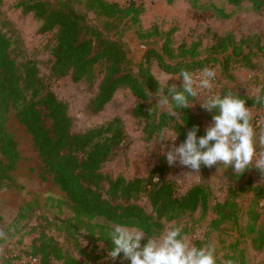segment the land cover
Segmentation results:
<instances>
[{
    "label": "rangeland",
    "instance_id": "obj_1",
    "mask_svg": "<svg viewBox=\"0 0 264 264\" xmlns=\"http://www.w3.org/2000/svg\"><path fill=\"white\" fill-rule=\"evenodd\" d=\"M28 1L2 0L0 7V31L10 38L16 62L33 61L36 64L39 76L45 79L55 97L67 104L73 133L85 132L115 118L122 122L124 142L115 156L102 166L101 172L112 178L121 175L132 179L147 176L154 166L163 164L168 170V178L175 182L178 194H184L194 185L205 183L212 192L210 210L204 215L197 211L174 221L163 220V229L159 235L168 227L179 226L182 227L181 234L196 247L215 245L216 264H223L229 259L235 264H264V177L260 171L251 167L243 174L235 175L231 166L225 169L221 164L208 168L207 175L201 172L199 175H190L185 172L191 170L178 163L169 166L162 154L169 148L162 149V142L156 141L158 137L148 142L144 140V123L135 117L137 100L127 88L118 89L99 113L91 114L87 104L97 93L105 65L94 67L93 83L86 80L75 83L70 75L61 78L52 76L50 69L53 58L50 49L54 44V32L40 33V23L33 14L22 12L18 4ZM47 1L57 7L68 6L82 14L86 13L84 0ZM105 1L116 2L123 7L130 2ZM135 4L142 8L138 22L133 24L128 16L112 24L107 32L110 38L122 44L132 63L133 73L137 72L147 50L162 53L165 36L170 32V47L175 58L170 60L164 57L166 63L181 60L190 62L188 57L181 58V49L193 50L192 60L200 62L197 67L199 70L207 67L216 71L218 89L215 92L220 95L241 93L255 97V88L264 86V9L255 10L248 1H243L239 7H232L225 0H177L171 4L165 0H135ZM220 12L229 17H222ZM87 15L89 21L98 23L91 13ZM216 36L231 39L233 43L227 52H214ZM233 49L238 55L233 54ZM150 72L159 87H164L165 83L179 87L181 83L174 79L177 75L164 73L154 60L151 61ZM199 72H194V76ZM260 94L264 95V92ZM206 96L207 92L201 93L190 102L195 104L190 109L201 119L204 131L213 116V113L199 105ZM155 103L156 97L153 96L149 104L158 111H167ZM250 111L256 133V151L259 153L264 151V145L259 144V136L264 132V114L254 108H250ZM7 127L17 145L20 159L12 172L17 187L0 188V232L3 233L0 236V264H37L31 252L40 232L54 238L64 250L81 262L88 258L80 255V251L93 250V256L99 259L95 262L87 260L85 264H130L129 260L123 259V254L115 260L111 259L102 243L96 244L99 249H92L83 230L74 240L70 238L64 241L63 233L58 231V221L71 214L67 199L52 183L31 136L13 115H9ZM175 135L166 129L162 134L165 137L164 143L170 144ZM173 144L178 146L180 142L176 138ZM226 200L235 204L233 215L219 221L212 207ZM138 204L147 213H151L146 198H141ZM95 221L104 223L101 219ZM110 227L114 228L113 225ZM140 243L143 247L147 237ZM51 264L62 263L52 260Z\"/></svg>",
    "mask_w": 264,
    "mask_h": 264
},
{
    "label": "trees",
    "instance_id": "obj_2",
    "mask_svg": "<svg viewBox=\"0 0 264 264\" xmlns=\"http://www.w3.org/2000/svg\"><path fill=\"white\" fill-rule=\"evenodd\" d=\"M165 1L171 4L177 0ZM225 1L232 7H239L243 1H248L253 9H264V0ZM1 3L2 0L0 7ZM18 7L24 14H33L40 23V33L54 32V44L50 49L53 58L50 69L52 76L61 78L70 75L75 83L83 80L93 83L94 67L105 65L97 93L87 104L91 114L99 113L118 89L127 88L137 100L135 117L144 123L142 133L145 141L161 136L166 129L174 132L180 143L193 126H198V138L205 134L201 119L190 107L176 109L180 116L174 117L149 104L154 95L148 97V91L154 94L159 88L150 72L151 61H156L167 74L178 75L181 69L197 73L201 71L197 68L200 62L192 60L194 51L183 50L181 45V58L188 57L191 61L166 63L164 57L170 60L175 58L170 47L169 32L165 36L162 53L147 50L137 72L133 73L132 63L122 44L107 35L108 28L125 17L130 16L133 24L138 22L142 8L135 4V0H130L126 7L105 0H84L85 14L72 7L51 5L47 0H29L18 4ZM88 13L98 23L89 21ZM220 14L229 17L224 12ZM215 39V53L227 52L233 43L231 39L218 36ZM11 46L10 38L0 31V188L17 187L12 172L20 157L7 127L9 115H13L31 136L52 183L67 199L71 214L58 221V231L63 233L64 241L70 238L74 240L83 230L92 249H99L96 244L102 243L109 252L114 247L110 225L139 228L146 237H154L162 231L163 220L174 221L197 211L204 215L210 210L212 192L205 183L194 185L184 194H178L177 186L168 178V170L163 164L154 166L144 177L126 179L118 175L112 178L103 174L102 166L115 156L124 142L122 122L115 118L85 132L73 133L67 104L55 97L45 79L39 76L33 61L16 62ZM232 52L238 55L235 49ZM232 95L245 100L248 108L264 110V104L256 102L255 97L241 93ZM193 100L189 97V102ZM211 113L214 115L216 111ZM200 172L207 175L208 167L201 165ZM141 198L147 199L151 213H147L138 204ZM234 208L235 204L226 200L224 203H215L212 211L219 221H224L233 215ZM96 219L104 223L100 224ZM79 254L91 262L99 259L93 256V250H81ZM31 256L37 264H51L52 260L62 264L87 262L72 256L45 232H40L39 238L32 245Z\"/></svg>",
    "mask_w": 264,
    "mask_h": 264
},
{
    "label": "clouds",
    "instance_id": "obj_3",
    "mask_svg": "<svg viewBox=\"0 0 264 264\" xmlns=\"http://www.w3.org/2000/svg\"><path fill=\"white\" fill-rule=\"evenodd\" d=\"M216 71L204 68L197 75L181 69L174 78L179 80L180 87L165 83L153 94L148 91V97L155 96V105L166 109L170 115L180 116L176 109L189 108V97L196 98L201 93H210L200 107L208 112L216 111L212 122L205 128V134L197 137L198 126H193L186 133V138L178 146L173 144L177 135L170 144H165L164 136L156 141L162 142V152L169 166L179 164L191 171L190 175H199L201 165L211 168L214 165L232 167L236 174H243L247 169L255 167L264 177V151L257 153L255 146L256 133L251 123L250 108L245 106V100L228 93L221 96L213 92V82ZM167 90V94L165 93ZM264 86L254 90L256 102L264 104ZM152 107L149 108L151 113ZM259 144L264 145V132L259 136ZM158 179V178H156ZM182 227L171 226L166 228L158 237H147V243L141 247V240L146 235L139 228H129L115 225L111 232L114 247L108 256L115 260L120 254L130 264H216V248L213 244L196 247L182 234ZM0 236L3 233L0 232ZM223 264H235L233 260H225Z\"/></svg>",
    "mask_w": 264,
    "mask_h": 264
},
{
    "label": "built area",
    "instance_id": "obj_4",
    "mask_svg": "<svg viewBox=\"0 0 264 264\" xmlns=\"http://www.w3.org/2000/svg\"><path fill=\"white\" fill-rule=\"evenodd\" d=\"M213 89H212V91L213 92H215V89H218V86H217V84H216V81L214 80V82H213ZM210 93H207V95H209ZM260 111H262L263 112V114H264V110H260Z\"/></svg>",
    "mask_w": 264,
    "mask_h": 264
}]
</instances>
